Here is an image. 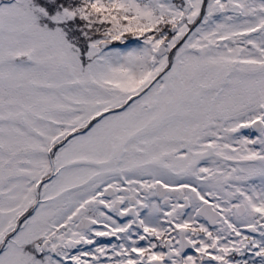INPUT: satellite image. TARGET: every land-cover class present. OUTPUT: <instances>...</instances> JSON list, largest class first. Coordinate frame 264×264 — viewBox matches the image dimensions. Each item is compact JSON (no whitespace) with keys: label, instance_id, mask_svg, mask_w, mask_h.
Here are the masks:
<instances>
[{"label":"snow or ice","instance_id":"1","mask_svg":"<svg viewBox=\"0 0 264 264\" xmlns=\"http://www.w3.org/2000/svg\"><path fill=\"white\" fill-rule=\"evenodd\" d=\"M0 264H264V0H0Z\"/></svg>","mask_w":264,"mask_h":264}]
</instances>
